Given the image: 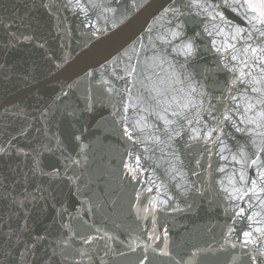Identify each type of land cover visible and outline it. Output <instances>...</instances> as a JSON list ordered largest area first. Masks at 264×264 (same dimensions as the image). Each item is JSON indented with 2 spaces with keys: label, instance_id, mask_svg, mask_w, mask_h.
<instances>
[{
  "label": "water",
  "instance_id": "obj_1",
  "mask_svg": "<svg viewBox=\"0 0 264 264\" xmlns=\"http://www.w3.org/2000/svg\"><path fill=\"white\" fill-rule=\"evenodd\" d=\"M199 2L0 0V146L36 149L47 164L60 153L39 146L55 147L48 137L70 124L85 146L68 148L80 161L67 172L75 184L32 177L31 159L0 158L13 196L27 173L36 197L19 209L0 189V221L23 237L12 248L15 236L0 235V264H264V59L244 53L264 47V24L245 0ZM236 28L244 31L233 40ZM196 33L186 57L179 49ZM64 223L94 237L75 239L67 259L52 255ZM36 235L47 238L22 260Z\"/></svg>",
  "mask_w": 264,
  "mask_h": 264
},
{
  "label": "snow or ice",
  "instance_id": "obj_2",
  "mask_svg": "<svg viewBox=\"0 0 264 264\" xmlns=\"http://www.w3.org/2000/svg\"><path fill=\"white\" fill-rule=\"evenodd\" d=\"M194 3L200 7V2L199 0H194ZM245 4L247 5L248 9H250L253 13H257V16H254L253 19H257L259 23L264 24V0H245ZM79 6V5H78ZM47 7V5H45ZM166 11H176L175 9H167ZM207 31V29H205ZM244 31L243 29L236 28L235 29V35H233L231 38L233 40L237 39V37L240 36V33ZM259 31V30H257ZM18 43L23 42L25 44L27 43H34L35 48L43 50L45 49V43L40 42L39 40L34 39L32 35H27L21 33L19 36L16 35L15 32L10 33ZM173 38H181L182 33L181 32H174L172 33ZM200 34L196 33L193 37L187 38L186 42L182 43L181 48L179 51L182 52L183 55L186 57L193 56L196 53V47H195V40L196 37H198ZM209 36L212 35V33H208ZM259 37L264 40V31L259 32ZM249 39H252L251 35H249ZM214 43V42H213ZM228 48L235 50V45L233 44H228ZM251 50L253 57H258L260 59H264V56H260V53H264V47H256L252 48L251 45H248L244 49V53L247 54V52ZM217 51H220L218 48ZM45 56L48 57L49 54L45 53ZM50 58V57H49ZM233 60L238 59L237 56L233 55L232 56ZM61 64H56V67L59 68L61 67ZM3 65H0V68H2ZM264 71V69H262ZM91 75V73H89ZM243 76L244 73H241ZM23 79L25 81H30L34 80V76L32 75L31 71L28 72L27 74H22ZM253 91H258V89H253ZM233 99H235L233 97ZM261 103H264V101H261ZM71 115V113L69 114ZM175 115V113H173ZM262 116H264V112L261 113ZM41 116L46 118V114L44 112L41 113ZM225 119H228L227 116L224 117ZM163 119V117H161ZM172 123L171 121L165 120V124ZM189 123H192V121H189ZM39 131V130H37ZM194 135L191 137V139H197L200 136V133L196 130H192ZM213 130H210L208 132V136H211ZM237 131H240V129H237ZM23 135V133H21ZM45 135L47 136V132H45ZM176 135L179 136L180 132H176ZM171 139V137H169ZM49 142L54 140L55 142V147L49 146V144H41L39 147L44 151L51 153L55 156L56 152L59 151V156L56 157L55 161L49 162L47 164L44 163V161L41 159L42 153L40 151H37L36 149L26 147V146H20L17 147L15 144L12 143V141H8V144L11 145V147H6V146H0V158H8L12 157L15 155L16 157H23L25 160L31 159V167H30V172L31 176L34 178H46L49 183L58 181V180H67L71 184L76 183V179L73 176H68L67 172L68 169L72 165H78L80 163L79 160L75 159L71 152L68 151V148L73 145L74 142H76V147L82 151L83 148L85 147L83 144V139H82V133L80 132L79 129H76L74 125H69L68 129L63 132V133H55L53 136L48 137ZM223 150V149H222ZM242 151V150H241ZM67 153V154H65ZM235 159V157H233ZM61 161H63V166L61 165ZM199 163V161H197ZM257 161L253 160L252 164H256ZM221 172L224 171V169H220ZM260 177L262 180H264V172L260 173ZM245 176L242 174L240 176V180H244ZM5 180H7V177H4L3 175H0V189H3L5 193H7V197H11V204L18 206L19 209H24L26 208V201L29 200L31 197L32 200H35L36 197L32 195L31 192L28 190V182H29V176L27 173H25L23 177V186L21 189V193L17 194L16 196H13L12 192L8 190L7 187H5ZM15 187V182H13V188ZM41 185H36V187L33 189V191H39L41 190ZM256 189V182L255 180L252 181V188L249 189V191H252L253 193L255 192ZM237 192L239 191L238 189L236 190ZM261 191H264V188L261 189ZM244 195H247V192L244 193ZM5 197V198H7ZM241 199H243V196H240ZM244 209L241 208L240 212L238 215L244 213ZM67 212V209H60L59 215L61 216V219H63L64 213ZM15 216H19V212L13 213ZM69 215H71L69 213ZM249 219H252V217H249ZM25 224L21 225V230L22 231H27L26 227V222H27V217H24ZM62 228L66 229L67 231L62 234V238L58 239L56 241V245L60 248V251L57 252V250L54 248L52 255L57 256L60 255L63 259H67V256L65 255L64 250L66 248L72 247V244L75 239H80L84 244H90L94 237H80L76 232L72 231L70 224L64 223L61 225ZM7 229L5 231L4 229ZM257 231H260V229H257ZM0 235L6 236L8 238V241H12V238L15 236V241L12 244V248H15L17 245L21 244L23 237L20 236L18 233L17 229L13 228L10 224H8L6 221H0ZM243 235L248 238L251 237L250 232H244ZM47 237L45 235H36L33 237L32 243H28L27 241H23L24 243V251L20 253V258L23 260L29 253L32 255H35V249L37 244H39L41 241L45 240ZM110 238V237H109ZM249 241H246V243ZM12 248H9L7 250V256L5 257V260L7 259L8 256H12ZM80 256H84V252H79ZM49 260H45L42 262V264H49ZM8 264H16L15 260L8 261Z\"/></svg>",
  "mask_w": 264,
  "mask_h": 264
}]
</instances>
